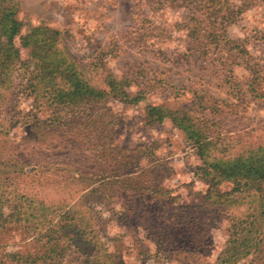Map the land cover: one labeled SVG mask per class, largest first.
Returning a JSON list of instances; mask_svg holds the SVG:
<instances>
[{
  "label": "rangeland",
  "instance_id": "374dc122",
  "mask_svg": "<svg viewBox=\"0 0 264 264\" xmlns=\"http://www.w3.org/2000/svg\"><path fill=\"white\" fill-rule=\"evenodd\" d=\"M10 5L20 37L45 27L54 56L121 85L76 106L36 99L35 52L15 38L28 71L0 84V200L31 209L0 229V264H215L255 207L205 170L264 147V0ZM152 108L187 113L212 144Z\"/></svg>",
  "mask_w": 264,
  "mask_h": 264
},
{
  "label": "trees",
  "instance_id": "16d2710c",
  "mask_svg": "<svg viewBox=\"0 0 264 264\" xmlns=\"http://www.w3.org/2000/svg\"><path fill=\"white\" fill-rule=\"evenodd\" d=\"M12 0H0V84L7 82L8 70L20 62V51L14 46V40L19 37L23 48L32 47L35 52V72L28 75L29 87H33L32 94L36 99H48L52 104H82L87 100L100 101L110 91L115 93L121 85L110 77L107 78L106 89H100L84 78L70 62L66 54L54 56V49L51 44L54 42L56 33L50 32L47 28H36L26 36L20 37L22 23L16 17V10L10 5ZM39 36V37H38ZM34 54V53H33ZM20 67L25 68L23 63ZM123 87V86H122ZM125 88V85H124ZM123 89V88H122ZM126 95L125 92H122ZM144 92H138L135 101L143 99ZM148 115L157 121H162L168 116L176 126L185 131L188 137L196 139L195 143L202 150L209 147L212 142L205 136L203 141L195 130L196 125L187 113L161 110L152 108ZM205 143V144H204ZM206 157V164L209 162ZM213 163L206 166V175L212 177L217 185L221 181L231 182L233 191L241 194H248L254 200V210L248 215L241 225L234 224L230 231V238L225 248L216 258L215 264H264V147L247 150L232 159L227 157H214ZM8 203V202H7ZM26 209V211L24 210ZM31 206H16L14 203L5 205L0 200V229L13 222H28L22 215H26ZM46 210V208H43ZM7 211V212H6ZM28 217H32L29 214Z\"/></svg>",
  "mask_w": 264,
  "mask_h": 264
}]
</instances>
